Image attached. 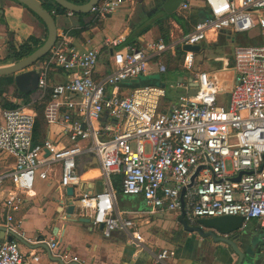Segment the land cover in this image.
<instances>
[{
    "label": "built area",
    "instance_id": "1",
    "mask_svg": "<svg viewBox=\"0 0 264 264\" xmlns=\"http://www.w3.org/2000/svg\"><path fill=\"white\" fill-rule=\"evenodd\" d=\"M124 1L99 0L90 13L103 19ZM204 4L209 16L176 39L159 38L141 46L126 44L124 36L105 39L110 49L108 73L99 79L94 78L99 49L79 50L68 32L57 34L46 56L31 68L38 73L37 94L27 106L1 112L0 152L14 160L13 169L0 174V185L11 184L3 203L6 231L19 233L21 221L16 214L25 196L37 179L47 180L56 170L58 191L73 188L78 216L101 226L104 238L124 234L131 247L151 257L152 264H169L167 259L174 253L145 244L139 226L117 205L114 176L120 177L121 194L141 197L148 214L183 210L190 225L201 218L239 216L243 225L255 220L264 230V39L234 47L228 92L209 73L193 72L195 52L182 51L184 45L206 41L208 33L244 34L259 29L264 34V0H204ZM180 7L186 10L188 5ZM178 50L183 53V70L194 78L191 83H177L184 95L168 111H159L166 97L161 86L121 92V83L148 75L150 62L165 54L175 56ZM157 66V72H166L164 64ZM58 72L65 74V81L52 83L50 75ZM191 88L197 90L193 96ZM225 93V103H219ZM47 96L45 121L63 125L68 147L59 148L49 139L33 143L34 105ZM62 108L67 112L61 114ZM85 155L95 159L105 190L76 193L82 183L77 159ZM48 244L57 248L56 243ZM38 260L32 256L29 262L15 240L0 244V264Z\"/></svg>",
    "mask_w": 264,
    "mask_h": 264
},
{
    "label": "crops",
    "instance_id": "2",
    "mask_svg": "<svg viewBox=\"0 0 264 264\" xmlns=\"http://www.w3.org/2000/svg\"><path fill=\"white\" fill-rule=\"evenodd\" d=\"M162 2L163 0H125L114 13L103 19H94L99 22L92 21L91 23H88L89 19L85 16H79L74 13L68 15L67 12L60 13L54 17L56 32L57 34L60 31L68 32L72 36V45L79 50H85L90 47L99 49L100 54L94 74V78L99 79L104 74L108 73L107 59L110 54V49L108 48L107 50V46L104 45L105 39L113 40L124 36L126 44L141 46L162 38L159 33V26L164 24L169 28V36L167 40L169 41L172 38L176 39L177 37L188 33L193 28L195 24L191 23L189 19L194 13H197V22L203 17L202 10L205 8L204 0H183L182 3H187L188 8L182 10L180 7L181 3L176 12L173 13L176 14L177 17L181 16L184 19L185 22L182 23L183 26L178 24L164 12L162 9ZM41 3L44 7L49 5L48 0H41ZM82 26H85V29L81 31ZM257 30L259 31V29H255L251 33ZM234 35L235 33L228 30L222 31L216 35L208 33V39L203 41V43L201 42L202 45L201 43L198 45L200 47H231L233 44L231 41ZM256 35H258V33H256ZM46 36L47 31L45 25L27 7L16 0H0L1 64H6L5 57L9 45H13L17 48L27 43L30 47L38 48L43 44ZM254 36L255 33L252 34L251 38ZM30 38L35 39L36 44L29 40ZM238 41H241V39L239 38ZM262 42L263 40L257 37L252 38L251 41L242 42L240 45H255ZM176 53L175 56L165 54L161 59L150 62L149 74L146 76L152 77L154 75L164 74L157 72V65L159 63L164 64L163 60L165 57H176ZM195 54L196 57L198 53ZM222 63L224 68L221 65L214 71L199 70V67L195 64V72L202 71L209 73L210 76L217 81L222 90L229 91L233 83V74L230 72V68H226L225 64L228 63V61L225 58H223ZM34 65L28 69L33 68ZM146 76H142V78ZM65 78V74L60 72L50 75L52 83L63 82L65 81ZM180 79L183 80L182 78H179L178 83L181 82ZM129 82L139 83V78ZM159 86H161L160 82ZM8 89L13 90L12 87H9ZM129 91L131 90H128L127 88L121 90L123 94H126ZM7 92L8 91L6 90L1 96L0 110L4 109L1 104L2 99L13 104L20 103V99L15 92L13 93L15 96H11ZM226 94L227 93L219 98V103H225ZM171 105H163L162 107V103H160V112L168 111ZM44 139L51 140L59 148L70 146L63 125L60 124L47 125L44 132ZM13 165V158L0 152V174L11 171ZM77 170L81 176L82 183L81 188L77 189L76 193H79L80 191L97 193L105 190V185L101 179L93 156H80L77 159ZM119 179V176H114L112 178L117 205V194H121L120 186H116V181ZM58 182V170H56L54 174H51L47 180L37 179L33 191L25 196L23 205L19 213L16 214V218L21 221L18 235H20L28 244V247L20 244V251L29 262L32 256L39 257L37 262H31L30 264H53L48 260V254L45 249L38 246L39 243L42 242L46 243L51 255L60 256L66 261H76L79 264H152L151 257L146 252L136 251L131 247L124 234L115 233L108 239L104 238L100 227L93 226L91 222L85 223L79 221L81 217L76 213L72 216L70 221L64 220L63 217L65 216L66 203L62 208L60 204L63 201L66 189L64 191H58ZM10 189L11 184L9 181H5L0 185L1 226H3L2 223L4 217L3 203ZM136 198L138 199L134 208L119 209L139 226L145 239V244L156 250H171L174 254L167 259L169 264H201V256L198 257V259L193 257V250L196 242L191 241L188 238V236L195 233H187V238L179 244H176L178 242V238H176L174 241V247L165 244L164 240L161 238L163 236L162 233L167 231V228H169V230L172 229V231H177L179 228L180 231L183 232L182 226L178 222L180 214H148L146 213L147 210H145L143 199L138 196ZM56 200H59L60 202L57 203ZM188 225L196 226L197 222L193 225ZM257 228H259L258 224ZM180 234V232L176 233L177 237L180 238ZM261 236V239H263V234ZM5 241H8L7 233L5 234V238L0 240V244ZM51 242L56 243L57 248L52 249L50 244H48ZM197 245L201 246L202 243ZM212 246L213 245H211L210 248H214ZM263 250L264 248L257 250L259 256L254 258L253 264H263ZM214 255V260L210 262L203 260V264H230V256L232 255L230 251H225V254H222L221 256L219 253H214ZM262 257L263 259L260 260Z\"/></svg>",
    "mask_w": 264,
    "mask_h": 264
},
{
    "label": "water",
    "instance_id": "3",
    "mask_svg": "<svg viewBox=\"0 0 264 264\" xmlns=\"http://www.w3.org/2000/svg\"><path fill=\"white\" fill-rule=\"evenodd\" d=\"M17 2L21 3L25 7H27L31 12H33L38 19H40L46 27L47 36L43 44L34 50L30 55L27 57L15 62V63H6L0 64V77L3 76H13L14 84L12 86L14 92L17 91L19 93L29 95L33 91H35L37 87L38 81V73L33 69H28L32 65H34L37 61L43 58L50 48L53 46L54 42L56 41L57 32H56V25L53 17L49 14V12L43 7L42 3L39 0H16ZM57 6L61 7L62 9L72 12L77 15H83L90 13V10L93 6H95L99 0H88L85 4H75L69 2L67 0H52ZM183 0H163L162 2V9L167 15H171L180 6ZM199 45H184L182 47V51H192L198 53L200 51ZM226 60L229 62L225 64L226 67L230 68V72L234 74L232 66V57H226ZM145 80L146 85L151 86H159L158 79H150L149 76L143 78ZM181 80V79H180ZM188 81L191 83L192 78H189ZM194 87L193 83L191 84ZM224 91V90H223ZM228 92L227 90H225ZM197 92L196 89L191 88L189 90V95L193 96ZM2 110H0V119L2 124ZM48 153H46L47 155ZM200 168L192 175L191 182H193L194 178L197 175V172ZM235 181L239 180V177L234 179ZM57 201V200H56ZM60 202L59 200L57 203ZM65 207L64 213V220L70 221L72 216L75 215V205L73 199V188L69 187L66 188L65 194L63 196V201L60 204L61 208ZM79 221L90 223V220L87 218H80ZM178 222L182 226V230L185 233L192 234L195 233L199 235L202 239L210 237L212 239V243H224L228 245L231 250L233 251L234 255H237L238 261L236 264H242L244 254L240 251L236 243L229 239L227 236L234 234L236 232H241L243 229V219L239 216H220V217H213V218H201L197 220L196 226H189L187 222L184 220V213L181 210V214L178 217ZM102 227L100 226V230ZM8 234V241H17L19 247L20 244L22 246L28 247L26 241L18 234L13 233L11 231H6L5 227L0 225V240L5 238V234ZM263 239H260V242H264V231L262 232ZM39 247L45 249L48 254V260L53 264H79L76 261H66L60 256L51 255V252L46 245V243L42 242L39 243Z\"/></svg>",
    "mask_w": 264,
    "mask_h": 264
},
{
    "label": "rangeland",
    "instance_id": "4",
    "mask_svg": "<svg viewBox=\"0 0 264 264\" xmlns=\"http://www.w3.org/2000/svg\"><path fill=\"white\" fill-rule=\"evenodd\" d=\"M50 9V7H49ZM79 16H85L87 19H89L88 23H91L92 21L95 22H99L96 21L94 19L95 18V14L93 13H88V14H83V15H79ZM56 17V16H55ZM96 24V23H95ZM255 33V36L252 38H261L262 40L264 39V34L262 31H255L253 32ZM251 32L248 33H244V34H235L232 37V45L231 47H201V50L198 52L197 56L195 57V64L199 67V70H215L216 68L220 67L223 58L226 59V57L230 56L232 57V52L235 46H238L240 44H242V42H248L251 41L252 38V34ZM256 33H258V35H256ZM239 38L241 39V41H238ZM203 43V42H202ZM201 43V45H202ZM234 45V47H233ZM229 52V53H228ZM229 64V62H228ZM195 65V66H196ZM228 68V67H226ZM168 68L166 67V73L164 74H160V75H154L152 77H150V79H158L161 87H163V89H165L166 92V97L163 98L161 100L160 103H162V107L163 105H171L174 103L178 102V98L182 95H184V90L180 89L177 87V83H178V79L182 78L183 80H187L189 78H194V75L190 72H186V71H175V70H167ZM229 69V68H228ZM194 72V71H193ZM213 79V77H212ZM214 80V79H213ZM215 81V80H214ZM217 82V81H216ZM145 80L140 77L139 78V83H132L129 81L123 82L121 83L120 87L123 89L127 88L128 90H133L134 88H138V87H142L145 86ZM7 93L11 96H15L13 93L14 91L11 89H7ZM37 94V91H33L32 95L35 96ZM18 103V101H17ZM227 169H229V163H227L226 165ZM137 196H128V195H121L120 193L117 194V198H118V205L119 208L121 210L125 209V208H134V206H136L137 204ZM145 210H147V207L145 206ZM171 230V231H170ZM167 228V231H165L163 234V236L161 237L165 244H169L172 245L173 247L175 246V239L178 238V242L176 244L182 243L184 239L187 238L188 234L181 232L180 229L178 228L177 231ZM180 232L181 234L179 235V237H177L176 233ZM263 230L260 228H257V222L255 220H252L251 222L245 224L243 226V229L241 230V233H243V235L245 236V240H246V246L248 247L246 250V258H245V262L244 264H253L254 263V258L258 257V251H257V247L260 245V239H261V235H262ZM188 238L191 241L196 242L195 244V248L193 250V257H196L198 259V257H200L202 251H201V246H198L197 244H207L206 240L203 242H201V238L198 237L196 234H192L190 236H188ZM211 246V243H208L207 246ZM221 247H223L222 245H220ZM219 246V247H220ZM212 247H217V246H212ZM226 252H229V250L227 251V249H225ZM214 253L212 254H208V257L204 258L202 257L201 261L203 264V260L206 262H210L212 260H214ZM221 256V255H220ZM262 258H260V260H262ZM235 257L233 256V254L230 256V263L232 264V262H234Z\"/></svg>",
    "mask_w": 264,
    "mask_h": 264
},
{
    "label": "trees",
    "instance_id": "5",
    "mask_svg": "<svg viewBox=\"0 0 264 264\" xmlns=\"http://www.w3.org/2000/svg\"><path fill=\"white\" fill-rule=\"evenodd\" d=\"M67 1L81 5V4H85L88 0H67ZM50 5L54 6V8L56 9V12L58 14L67 12L66 10L57 6L52 0H49V7L51 9ZM49 7L45 6V9L50 11ZM202 13H203V17H202V19H200V21H202L203 19H205L209 16V13H208L206 7L202 10ZM175 16H176V14L169 15L170 18H172L178 24L183 26L182 23L185 22L184 19L181 16H178V17L177 16L175 17ZM197 18H198L197 13L196 14L194 13V15L189 20L191 21V23L196 24V23L200 22V21L197 22ZM188 21H187V23L189 24ZM159 27H160L159 33H160L161 37L167 41L168 36H169V28L164 24H161ZM84 29H85V26H82L81 31ZM29 40H31L33 43L36 44L35 39L30 38ZM36 49H37V47H30L27 43H25V44H23L17 48L13 45H9L8 49H7V55L5 57V61H6V63H15V62L27 57ZM225 49H226V47H225ZM182 55H183V53L178 50L176 53V57H174V58L165 57L163 62L165 64V67L168 68L167 70L183 71ZM222 64L223 63H221V65ZM222 67L224 68V65H222ZM195 69H196V67H194V69H193L194 72H195ZM13 84H14L13 76L0 77V99H1L2 94L9 87H12ZM16 94H17V97L20 99V103L19 104H13V103L6 102L5 100L2 99L1 100L2 108L14 109V108L19 107L20 105L27 106L29 104L30 99H31V94L25 95V94L19 93L18 91L16 92ZM49 100H50V97L47 96L43 100H41L40 102H38L34 105V108H35L36 113H37L35 123H34V130H33V143L34 144L41 143L42 140L44 139V132H45V129L47 126V123H46L45 118H44V108L47 105ZM159 111H160V108H159ZM65 112H67V111L64 108H62L60 110L61 114L65 113ZM116 182H117L116 186H120V179ZM263 248H264V244H263Z\"/></svg>",
    "mask_w": 264,
    "mask_h": 264
},
{
    "label": "flooded vegetation",
    "instance_id": "6",
    "mask_svg": "<svg viewBox=\"0 0 264 264\" xmlns=\"http://www.w3.org/2000/svg\"><path fill=\"white\" fill-rule=\"evenodd\" d=\"M40 2H41V0H39ZM48 2H49V0H48ZM48 7H49V5H47ZM51 6V9H50V11H48L49 12V14L53 17V19H54V17L55 16H57L58 15V13L56 12V9L54 8V6L53 5H50ZM53 6V7H52ZM44 7V6H43ZM45 8V7H44ZM44 58V57H43ZM43 58H41V60L43 59ZM1 110H3V109H1ZM197 235V234H196ZM198 237H199V235H197ZM229 239H231V240H233L235 243H236V245L238 246V248L240 249V251L244 254V258H243V261H242V264H244V262H245V258H246V250H247V248L248 247H246V246H249V245H246V240H245V236L243 235V233H241V232H236V233H234V234H231V235H229V236H227ZM206 240V243L208 244V243H211L212 245H215V246H217V247H214V248H210V246L208 245L207 246V244H202L201 245V251H202V253L200 254L201 255V258L202 257H204V258H206V257H208V254H211V253H219V255H222V254H225V249H227V250H229L230 251V253H232L233 254V256L235 257V261L234 262H232V264H236L237 263V261H238V257H237V255H234V253H233V251L231 250V248L228 246V245H226V244H224V243H221V242H219V243H212V239L210 238V237H208V238H205V239H202V241L204 242ZM263 244L264 243H262V242H260V245L256 248L257 250H259L260 248H263ZM220 245H222L223 247H221ZM220 246V247H219ZM210 248V249H209ZM231 264V263H230Z\"/></svg>",
    "mask_w": 264,
    "mask_h": 264
}]
</instances>
